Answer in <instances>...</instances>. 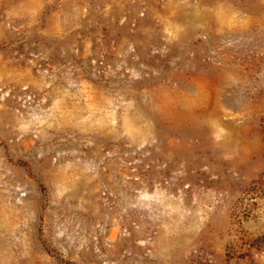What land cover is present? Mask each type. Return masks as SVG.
<instances>
[{
    "label": "rangeland",
    "instance_id": "374dc122",
    "mask_svg": "<svg viewBox=\"0 0 264 264\" xmlns=\"http://www.w3.org/2000/svg\"><path fill=\"white\" fill-rule=\"evenodd\" d=\"M0 264H264V0H0Z\"/></svg>",
    "mask_w": 264,
    "mask_h": 264
}]
</instances>
